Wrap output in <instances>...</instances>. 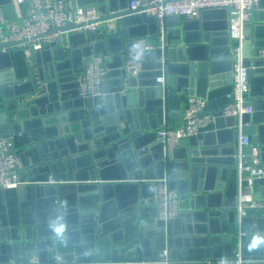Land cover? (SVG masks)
Returning <instances> with one entry per match:
<instances>
[{"label": "water", "instance_id": "water-1", "mask_svg": "<svg viewBox=\"0 0 264 264\" xmlns=\"http://www.w3.org/2000/svg\"><path fill=\"white\" fill-rule=\"evenodd\" d=\"M131 1L77 0L97 6L102 20L120 18L126 31L99 38L93 32L69 33L67 46L35 54L37 70L25 81L3 72L11 66L10 51L18 42L0 43V137L12 140L10 152H19L23 162L21 178L30 181L0 188V262L26 261L35 253L44 264H162L167 251L169 264H209L232 254L238 128L218 127L168 151L156 134L159 122L179 108L175 102L207 83L219 64V43L227 44L225 57L232 68L227 10H205L182 24L166 22L162 40L146 53L137 78L125 86L121 70H110L107 76L118 78L113 87L105 81L104 96L97 101L81 97L74 74L91 55H109L112 60L105 58L106 64L119 67L129 39L147 35L151 24L156 26L151 32L161 36L154 17L128 9ZM0 8L5 20L13 18L12 0H0ZM258 15L259 23L244 26L245 63L254 66V111L243 117L241 131L253 136L264 161V58L258 57L264 48L259 38L264 0H259ZM215 17L224 21L217 25ZM77 26L68 23L53 31ZM164 175L188 198L179 217L168 222L156 218L155 202L145 192V186L154 187L149 180ZM50 176L55 183H49ZM257 183L256 197L262 198L264 178ZM56 223L65 225L62 236L52 230ZM243 223L244 256H264V245L249 247L253 237L264 236V217H248Z\"/></svg>", "mask_w": 264, "mask_h": 264}, {"label": "built area", "instance_id": "built-area-1", "mask_svg": "<svg viewBox=\"0 0 264 264\" xmlns=\"http://www.w3.org/2000/svg\"><path fill=\"white\" fill-rule=\"evenodd\" d=\"M26 0H12L15 6ZM26 14L18 18L4 19L0 22V43L18 42L24 46L25 54L30 65L33 56L47 47L67 46L66 35L73 32L97 33L101 26L102 13L95 5H79L77 0H28ZM259 8V0H132L129 10L154 17L159 25L161 40L166 20L170 17L199 18L203 11L218 9L227 10L228 36L232 52V82L226 93V102L216 109L209 108L206 96L188 94L187 102L182 107L180 122L176 126L164 123L158 126L156 134L163 144L165 151L179 147L181 143L192 136H199L211 130L219 118L236 120L238 133L235 138L236 153V193L235 204L232 207L236 214L237 234L239 242L235 254L209 260V264H243L246 259L241 248L243 222L250 217L251 211H263L264 197L257 198L258 179L264 178V161L261 158L258 145L248 133L241 131L242 120L246 114L254 111L252 105L250 78L254 66L246 65L244 54V26L254 19L255 11ZM127 10V9H126ZM68 23L77 24L68 31H53ZM155 45L149 44L145 36L131 38L121 50L122 63L118 67L124 79V85L130 78H137L144 70L147 61L146 53L154 50ZM258 57L264 58V48L258 52ZM111 56L93 54L82 69L75 72L78 81L79 94L83 98L99 99L105 93V81L110 72L106 61ZM164 83V77L158 78ZM29 99V97H26ZM13 142L9 137H0V188L11 189L29 184L28 178H21L23 162L18 152L11 153ZM245 148L251 151L246 152ZM140 181V180H137ZM142 181H145L142 179ZM154 183L153 202L157 209V219L168 222L179 217L182 210L183 197L176 187L170 183L167 175L149 180ZM56 180L50 176L49 183ZM162 264H169L168 253L163 251ZM264 259V256H261ZM144 261H126L124 264H142ZM0 264H44L33 253L26 261L9 258Z\"/></svg>", "mask_w": 264, "mask_h": 264}, {"label": "crops", "instance_id": "crops-1", "mask_svg": "<svg viewBox=\"0 0 264 264\" xmlns=\"http://www.w3.org/2000/svg\"><path fill=\"white\" fill-rule=\"evenodd\" d=\"M28 7H29L28 0L19 4L18 6L16 5L14 12H13V18H18L21 15L26 14ZM258 11H259V8H257L255 11L254 20L251 22L252 27L254 24L260 22ZM4 17L5 16L2 13L1 8H0V22L5 19ZM213 20L217 25L221 24V20H222V22L224 21L221 17H215V18H213ZM178 21L182 24L183 22L189 21V19L185 18V17H176L175 16V17H170L166 20L168 25H175L176 23H178ZM150 27L152 28L151 30H154L156 28V26L154 24H151ZM126 29L127 28L123 25L120 18L107 19V20H104L103 22H101V26L99 27V31L96 33V35L99 38L101 35H110L112 33L118 32V31H124L125 32ZM151 30H149L147 35H142V36L146 37L147 42L149 44H153L156 46L160 37L155 36L156 33H152ZM261 30L263 31V34L261 36H259V38L261 40H264V28L261 27ZM85 33L88 34L89 32H85ZM252 36H253V33H252ZM137 37H140V36H137ZM133 38H135V37H133ZM63 44L66 45L67 43H63ZM54 47H57V46L55 45V46H52L51 48H54ZM216 47H217V51L219 53V58L216 60L219 64H217L214 71H210L209 80L207 81V83H205L204 86L196 88L195 92L193 93V94H198V92H204V94H206L205 96L209 100V108L210 109L211 108L212 109L218 108L225 103V100H224L225 95L230 90L231 82H232L231 66L228 63L229 58L225 57V55L228 52L227 44L222 42V43H219ZM46 49H49V47H47ZM43 50H45V49H43ZM103 52H105V51H103ZM42 58H43V55H42ZM42 58L39 57V60H41ZM9 59L11 61V66L8 68H5L3 70V72L8 74L7 76L9 78H10V76L13 75L17 81H25V80H28L30 78V76L33 74V72L37 70V62H38L37 57L36 56L34 57V59L32 60V64L30 65L28 58L26 57V54H25L24 46L15 45L13 47V49L10 51ZM111 60H112V57L109 58V61H111ZM148 61L150 62V60H148ZM151 61L154 62V59ZM6 62H8V59L5 57V58H3L2 63L6 64ZM110 64H113V63H110ZM109 68L111 70L118 69V67L114 66V65L109 67ZM10 71L13 74H10ZM116 78H118V77L115 75L109 76L106 80L107 86L113 87L116 84V81H117ZM187 96H188V94L185 95L184 100L182 99V100H178L175 102V104L179 107L177 109V111L171 110L169 112L168 116L166 117V119L160 121L158 126H161L164 123H168L169 125L176 126L180 122V116H181L180 113H181L182 107L187 102ZM97 100L98 99H96V101ZM0 108H1V110L3 109L2 105ZM174 112H177V115L174 114ZM235 124H236L235 119L228 120V119L220 118L213 124V126L211 127V131H215L218 127H229L232 125L236 129L237 127ZM202 135L203 134L199 135L200 139H203ZM249 135L251 136V138L253 140V136L251 134H249ZM218 166L220 167V165H218ZM230 178H231V168L228 169L226 186H228ZM236 185H237V182H236ZM231 187H232V184H231ZM259 188H260V185L257 186V190H259ZM125 190H127V189H125ZM125 190H123V191H125ZM145 192L152 195L149 198V200L153 201L154 187L145 186ZM225 192H226V188H225L224 193H223L224 194V196L222 198L223 202H225V200H226L225 199L226 198ZM126 193H127V191H126ZM182 197H183V201H182L181 212L183 211L184 200H186V201L188 200L187 196L182 195ZM217 200L218 199L216 198L215 202H217ZM230 211H231L230 213H231V221H232L231 230H232L233 234H237L236 214H235L232 207H231ZM250 215H251L250 217L256 219L258 217L263 216V211L253 210V211H251ZM243 225H244V223H243ZM246 235H247V232L244 231V233L241 236L240 244H241L242 252H243V248L246 245V243H245ZM238 242H239L238 237H235L234 242H233L234 244H233V248H232V254L236 253ZM68 251H70V250H68ZM65 252H67V250ZM244 257L246 259L244 260L243 264H264V259H261L262 257H260V256L246 255Z\"/></svg>", "mask_w": 264, "mask_h": 264}, {"label": "clouds", "instance_id": "clouds-1", "mask_svg": "<svg viewBox=\"0 0 264 264\" xmlns=\"http://www.w3.org/2000/svg\"><path fill=\"white\" fill-rule=\"evenodd\" d=\"M52 230L55 232V234L59 237L62 236L65 231V225L62 223H56L52 226ZM261 245H264V236H255L252 238V241L249 245L250 249L257 248Z\"/></svg>", "mask_w": 264, "mask_h": 264}]
</instances>
